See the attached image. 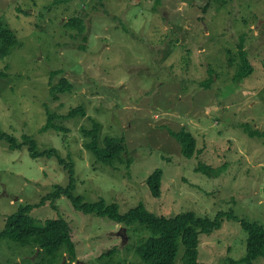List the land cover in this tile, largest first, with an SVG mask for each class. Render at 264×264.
Segmentation results:
<instances>
[{
  "label": "rangeland",
  "instance_id": "374dc122",
  "mask_svg": "<svg viewBox=\"0 0 264 264\" xmlns=\"http://www.w3.org/2000/svg\"><path fill=\"white\" fill-rule=\"evenodd\" d=\"M76 18L84 31L69 25ZM0 20L20 44L0 58V70L8 66L0 78V131L20 144L31 136L39 150L55 149L71 161L75 195L117 203L121 212L140 203L168 218L192 211L213 219L232 211L264 225V138L245 130L264 131V0H0ZM244 35L255 70L237 83ZM62 78L73 91L53 98L50 89ZM80 107L85 116L56 119L65 130L41 131L46 108L65 116ZM95 122L102 125L101 145L106 136L126 138L127 152L114 165L99 163L86 147L84 129ZM181 129L197 139L200 153L191 159L170 134ZM22 147L11 150L0 139V232L20 204H39L69 182L57 159H34ZM200 162L224 173L197 172ZM157 169L159 198L148 185ZM55 207L31 213L39 224L61 216L76 229L77 258L64 254L55 264H144L135 249L149 230L76 212L67 198ZM246 243L240 224L225 221L201 235L199 261L231 264L246 255ZM40 252L4 240L0 264H49ZM184 252L181 245L175 264H183Z\"/></svg>",
  "mask_w": 264,
  "mask_h": 264
},
{
  "label": "trees",
  "instance_id": "16d2710c",
  "mask_svg": "<svg viewBox=\"0 0 264 264\" xmlns=\"http://www.w3.org/2000/svg\"><path fill=\"white\" fill-rule=\"evenodd\" d=\"M69 25L77 27L81 31L85 29L84 22L81 19H72ZM245 44L246 36L244 35L238 45L239 55L237 60L235 59L238 61L234 76L237 83L249 78L255 70L245 49ZM19 46L17 35L0 20V58L9 56ZM235 60H230V62L233 64ZM7 69L0 70V78H6ZM209 72L212 74L211 69ZM213 81L214 78H210L201 85L209 88ZM72 91L73 86L66 78H62L57 85L50 89L53 98H58L59 94ZM46 112L48 120L41 128L43 132L65 130L56 124V119H71L78 114L86 115L83 107L73 109L65 116L52 113L47 108ZM101 130L102 125L98 122H95L91 129H84V133L90 138V142L86 144V147L99 163L114 165L127 152L126 138L106 136L103 138L101 145ZM245 130L250 138H264V131L252 130L247 125H245ZM170 134L179 142L182 154L186 158L191 159L197 153H200V150L197 149V139L191 132L185 129L177 132L170 130ZM0 139L6 140L11 150L22 149L24 145L28 146L30 155L34 159L41 157L55 158L68 173L69 182L66 186L56 185L52 192L42 197L39 204H20L17 211L7 217L6 226L0 232V242L10 240L32 250L38 248L41 250L40 253L43 254L44 260L49 264L59 263L64 254L72 261L77 258V244L74 240L76 229L61 216L47 219L39 224L31 213L36 207L45 206L47 203L57 209L55 204L62 198H67L73 210L84 215L108 218L114 224L129 228L137 225L139 228L138 233L143 232L142 229L149 230L151 235L146 240L141 241L135 249L144 264H175L181 245L185 249L183 264H205L199 261L200 237L202 234L210 235L220 230L225 221L238 222L242 230L247 233L246 255L240 260L229 259L231 264H254L259 258L264 257V225L258 222L240 219L232 211H220L213 219L198 217L192 211L168 218L150 212L143 203L127 212H121L117 203L108 204L103 198L97 202L88 203L84 201L83 196L74 194L76 189L74 164L62 157L58 151L55 149L39 150L36 141L28 135L23 136L24 143L22 144L18 142L14 135L1 131ZM196 171L209 177L218 178L224 173V168L216 169L200 162L196 167ZM162 178L163 171L157 169L148 179L151 194L155 198L162 195ZM110 254L112 253L110 252Z\"/></svg>",
  "mask_w": 264,
  "mask_h": 264
}]
</instances>
